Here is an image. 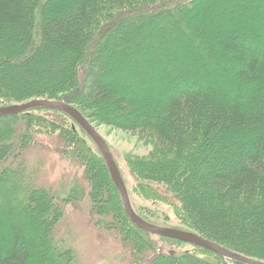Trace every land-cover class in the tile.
I'll return each mask as SVG.
<instances>
[{"label": "trees", "instance_id": "1", "mask_svg": "<svg viewBox=\"0 0 264 264\" xmlns=\"http://www.w3.org/2000/svg\"><path fill=\"white\" fill-rule=\"evenodd\" d=\"M199 1L0 0V106L55 100L78 109L95 128L150 141L152 153L128 163L137 179L173 193L180 230L264 261V0H228V19L204 35L191 22L194 12L204 13ZM186 21L193 28L179 25ZM198 49L222 89L204 80L199 86ZM41 69L46 81L38 80ZM39 133L60 138L81 165L91 211L145 255L139 264H239L193 245L191 252H165L160 243L182 242L134 226L100 151L63 112L36 108L1 117L0 166L21 156ZM19 156L9 169L0 167V264H31V256L32 264H70L50 235L60 208L33 183L21 185ZM11 204L17 214L28 211L22 217L29 228L21 227ZM131 205L145 222L168 227ZM47 213V243L38 248L34 219Z\"/></svg>", "mask_w": 264, "mask_h": 264}, {"label": "rangeland", "instance_id": "2", "mask_svg": "<svg viewBox=\"0 0 264 264\" xmlns=\"http://www.w3.org/2000/svg\"><path fill=\"white\" fill-rule=\"evenodd\" d=\"M226 2L228 0H200L199 7L204 13L196 16L194 10L193 21L191 22L197 27H202L203 30L201 32H203V35L208 33L209 29L219 27L222 21L225 22L228 19L225 9L229 3ZM191 14L187 12L186 16ZM186 24L179 23L180 26H185V28H193L192 26L190 27L189 22L186 21ZM183 42L185 41L180 39L179 43ZM172 47L171 44H167L166 46L169 49H172ZM198 52L200 53L198 58L200 64L196 65L195 70L197 72L195 74H199L197 78V82H200L199 86L208 84L209 87H220L222 89L224 87L222 81H219L218 86L214 85L216 84V73L213 70V65H211L209 60H205L201 49H198ZM215 58V56L212 58L213 64L217 62L214 60ZM16 74L17 72L13 71L10 76L15 77ZM38 77V80L46 81L47 79L42 69L39 71ZM200 80H204L202 85ZM223 91L227 93V90H222L221 92ZM111 113L110 111L106 112L109 116L112 115ZM49 117L52 118L53 116ZM96 124L97 132L114 154L116 162L123 173L126 185L131 190L130 199L134 207L159 218L156 221L167 225V228L177 229L179 227L180 229L175 213V207L178 206V202L173 193L163 185L137 179L128 163L132 160V157L139 156L146 158L151 154L153 145L150 141L141 140L137 135H132L111 126ZM33 138L34 142L28 145L22 155H16L17 157L19 156L18 161H21V167L24 171L21 185L33 183L36 190L43 191V193L48 192V195L53 196L56 205L60 208V214L51 220L52 224L49 225L51 228L50 235L54 241V246L63 253L66 252L64 255H68L71 258L70 264H139L140 259H145L143 253L140 256L133 251L131 241H123L118 232L114 230L107 231L102 227L100 222H102L103 218L93 213L90 209L89 186L84 179L83 169L74 158H70L67 154L66 146L60 138L48 133L35 134ZM17 150V148L14 149L15 152ZM16 156H11V158H8L4 162L5 164L2 163L0 166L1 170L9 169L8 167L12 166L11 160H14ZM75 193H77L76 201H69V196ZM33 195L40 196L39 194ZM11 206L17 214L18 211L15 209L14 204H11ZM27 212L22 210L19 212L20 214H17L19 216L18 220L22 222L21 227L25 229L29 228L25 223L26 220L24 221L23 219L24 214L26 215ZM27 216H30V214L27 213ZM51 217V213H47L46 215L39 214L38 219H34L37 221V230L39 232L35 230V233H37H34L33 237H37L35 241L38 248H42L47 243L43 236V229L48 226ZM31 229L30 227L29 232H31ZM153 239L158 241L157 238ZM160 244L165 252L179 253L194 250L191 245L175 243L173 241H165ZM32 257L36 260L35 256H31V264L32 260L35 261ZM228 264L232 263L229 262Z\"/></svg>", "mask_w": 264, "mask_h": 264}, {"label": "water", "instance_id": "3", "mask_svg": "<svg viewBox=\"0 0 264 264\" xmlns=\"http://www.w3.org/2000/svg\"><path fill=\"white\" fill-rule=\"evenodd\" d=\"M36 108L57 110L67 114L93 141L103 157L110 179L120 196L126 217L138 229L155 236L176 240L185 244H190L195 247L212 251L214 253H217L224 259L239 264H264V261L253 259L237 252L231 251L193 232L155 226L139 218L131 205L126 185L107 143L97 132L96 128L79 112L78 109H76L72 105L49 99H31L18 104H11L8 106L0 107V118L6 116H14Z\"/></svg>", "mask_w": 264, "mask_h": 264}]
</instances>
